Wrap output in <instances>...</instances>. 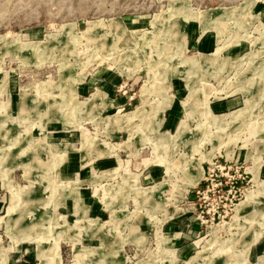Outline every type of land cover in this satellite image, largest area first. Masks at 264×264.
Listing matches in <instances>:
<instances>
[{
  "label": "rangeland",
  "instance_id": "1",
  "mask_svg": "<svg viewBox=\"0 0 264 264\" xmlns=\"http://www.w3.org/2000/svg\"><path fill=\"white\" fill-rule=\"evenodd\" d=\"M0 199V264H264V0H0Z\"/></svg>",
  "mask_w": 264,
  "mask_h": 264
},
{
  "label": "crops",
  "instance_id": "2",
  "mask_svg": "<svg viewBox=\"0 0 264 264\" xmlns=\"http://www.w3.org/2000/svg\"><path fill=\"white\" fill-rule=\"evenodd\" d=\"M213 44H214V41H213V39H212V37H210V36H207V37H205V39L203 40V42H202V46L204 47V48H206V49H208V48H210V47H212L213 46ZM213 52V51H212ZM201 53H203V52H201ZM209 53H211V52H209ZM205 54H208V53H205ZM181 122V121H180ZM205 169V168H204ZM5 204H6V201H4V199H0V215H3V214H1L2 212H3V209L5 208V207H7L8 208V206H5ZM84 207V206H83ZM84 211V210H83ZM6 214V213H5ZM68 224V223H67ZM68 225H70V224H68ZM71 226V225H70ZM71 227H74V225L73 226H71ZM75 227H76V225H75ZM71 230H73V228L71 229ZM70 230V231H71ZM68 238H70V236L68 235ZM67 238V239H68ZM73 239V238H72ZM65 241V240H64ZM5 247H8V246H5ZM5 247H3V248H5ZM2 247L0 248V261H1V257H2V249H3ZM10 250V249H9ZM61 250V249H60ZM35 255H36V257L38 258V260H40L41 261V259L38 257V249H37V244H36V249H35ZM57 256H59V254H57L56 255V257ZM8 258H9V251H8ZM56 258L54 257V258H52V260L50 261V262H47V263H45V264H53V262H54V260H55ZM40 261L38 262V264L40 263ZM8 263V262H7Z\"/></svg>",
  "mask_w": 264,
  "mask_h": 264
},
{
  "label": "bare ground",
  "instance_id": "3",
  "mask_svg": "<svg viewBox=\"0 0 264 264\" xmlns=\"http://www.w3.org/2000/svg\"><path fill=\"white\" fill-rule=\"evenodd\" d=\"M202 176H203V171H202V169H200V174H199V176L197 175V178H196V179H191V183H194V182L198 181ZM251 197H252V195L249 196V198H251ZM244 205H245V203H244ZM240 208H241V207H240ZM208 261H209V260H208Z\"/></svg>",
  "mask_w": 264,
  "mask_h": 264
}]
</instances>
